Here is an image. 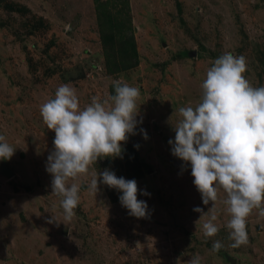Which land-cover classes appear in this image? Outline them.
I'll list each match as a JSON object with an SVG mask.
<instances>
[{"label": "rangeland", "instance_id": "1", "mask_svg": "<svg viewBox=\"0 0 264 264\" xmlns=\"http://www.w3.org/2000/svg\"><path fill=\"white\" fill-rule=\"evenodd\" d=\"M224 53L243 55L250 85L264 86V0H0V134L16 148L0 159V264H187L194 255L200 264H264V202L246 218L248 243L232 247L227 194L220 188L204 205L168 143L179 108L201 101ZM121 77L141 93L135 134L121 156L68 179L83 188L68 222L46 171L55 133L40 108L68 83L81 109L93 97L110 105ZM104 169L150 194H138L146 218L129 215L113 188L87 190ZM212 205L219 232L206 238L208 217L193 209Z\"/></svg>", "mask_w": 264, "mask_h": 264}, {"label": "clouds", "instance_id": "2", "mask_svg": "<svg viewBox=\"0 0 264 264\" xmlns=\"http://www.w3.org/2000/svg\"><path fill=\"white\" fill-rule=\"evenodd\" d=\"M246 71L243 55L224 53L214 60L201 85V101L195 107L179 108L182 118L173 128L174 140L168 141L171 154L190 165L193 185L204 205L217 200L220 188L227 194L224 203L231 214L227 227L232 247L248 243L246 218L264 202V86H251ZM112 85L115 94L108 98L110 105L93 97L81 109L76 89L68 83L61 84L55 97L40 108L47 129L55 133L46 171L52 176V193L63 197L60 206L68 222L76 217L78 193L83 190L80 184L69 185L68 179L87 173L88 166L101 157L121 156L122 143L135 134L140 90L123 77L113 80ZM141 134L148 138L145 130L141 129ZM15 149L0 134V159H10ZM100 184L121 193L119 202L129 215L147 217V203L138 199V194H150L140 190L135 179L104 169L93 175L87 190L95 196ZM193 211L200 213V218L208 217L203 224L204 236L217 235L214 205L207 212L200 207ZM260 215L264 216V209ZM222 247L220 240L213 241V251ZM200 259L194 255L187 264H200Z\"/></svg>", "mask_w": 264, "mask_h": 264}]
</instances>
